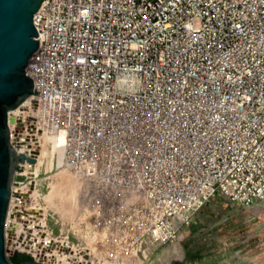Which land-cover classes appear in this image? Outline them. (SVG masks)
<instances>
[{
  "label": "built area",
  "instance_id": "obj_1",
  "mask_svg": "<svg viewBox=\"0 0 264 264\" xmlns=\"http://www.w3.org/2000/svg\"><path fill=\"white\" fill-rule=\"evenodd\" d=\"M34 25L39 97L8 113L11 144L37 159L15 172L12 256L147 264L216 196L264 202V0H51ZM44 133L80 184L58 230L33 203Z\"/></svg>",
  "mask_w": 264,
  "mask_h": 264
},
{
  "label": "rangeland",
  "instance_id": "obj_2",
  "mask_svg": "<svg viewBox=\"0 0 264 264\" xmlns=\"http://www.w3.org/2000/svg\"><path fill=\"white\" fill-rule=\"evenodd\" d=\"M50 160L51 165L45 160L39 170L43 194L40 203L49 214L48 224L62 229L77 212L80 184L72 175L57 171L53 157ZM62 178L63 189L70 183L67 190L75 192L77 200L64 204L57 194L47 202L45 197L58 190ZM7 253L12 256L10 251ZM147 264H264V202L253 210H245L222 195L216 196L196 214L177 251L164 250Z\"/></svg>",
  "mask_w": 264,
  "mask_h": 264
},
{
  "label": "water",
  "instance_id": "obj_3",
  "mask_svg": "<svg viewBox=\"0 0 264 264\" xmlns=\"http://www.w3.org/2000/svg\"><path fill=\"white\" fill-rule=\"evenodd\" d=\"M50 1L0 0V264H13L7 253L6 228L15 172L19 163L37 164L36 158L18 154L11 144L8 113L32 96L39 97L35 80L26 72L31 69V57L41 50L34 15ZM22 264L43 263L30 258Z\"/></svg>",
  "mask_w": 264,
  "mask_h": 264
},
{
  "label": "bare ground",
  "instance_id": "obj_4",
  "mask_svg": "<svg viewBox=\"0 0 264 264\" xmlns=\"http://www.w3.org/2000/svg\"><path fill=\"white\" fill-rule=\"evenodd\" d=\"M64 142H65V138H64V136L63 135H60V136H58L57 138H56V140H55V143H54V148H61L63 145H64ZM50 143H53V139H52V137H50L49 135H47V134H43L42 135V137H41V144H42V146H43V149H42V152H41V156H40V160H39V163H38V165L35 167V170H36V172H38L39 170H40V168H41V165H42V163L45 161V160H48L49 161V163L51 162V160H50V158H52L53 157V154H54V151L52 150V151H49L48 150V145L50 144ZM50 165H51V163H50ZM63 173V172H62ZM63 180H64V178H62V180H61V184H59V188H58V190L57 191H51L46 197H45V199H46V201L47 202H51L55 197H56V195L57 196H59V199H60V201H61V203H64V204H66V202L68 203V202H71V200H73L74 202H75V200H77V194L75 195L74 193L75 192H73L72 190L69 192V190H67L68 189V187L70 186V183H67L66 185V187H65V189H63V187L65 186V184L64 185H62V182H63ZM62 186V188H60ZM33 203H36V204H39L40 203V200H39V198H38V196L37 195H34V197H33ZM70 204V203H69ZM40 210H44V208H40ZM45 211V210H44ZM72 210H70V212H69V214H71L72 212H71ZM46 216V212L44 213V215H43V217H45Z\"/></svg>",
  "mask_w": 264,
  "mask_h": 264
},
{
  "label": "trees",
  "instance_id": "obj_5",
  "mask_svg": "<svg viewBox=\"0 0 264 264\" xmlns=\"http://www.w3.org/2000/svg\"><path fill=\"white\" fill-rule=\"evenodd\" d=\"M13 264H22L24 261L30 259L26 254H15L10 257Z\"/></svg>",
  "mask_w": 264,
  "mask_h": 264
}]
</instances>
